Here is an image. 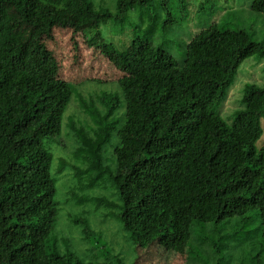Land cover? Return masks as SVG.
I'll use <instances>...</instances> for the list:
<instances>
[{"label": "trees", "instance_id": "obj_1", "mask_svg": "<svg viewBox=\"0 0 264 264\" xmlns=\"http://www.w3.org/2000/svg\"><path fill=\"white\" fill-rule=\"evenodd\" d=\"M108 1L0 0V264H123L117 253H95L105 247L89 212L105 210L128 230L146 192L185 211L178 220L172 208L138 215L160 241L172 233L182 264H264V143L256 146L264 86L244 84L230 123L220 113L239 65L264 55V43L211 23L178 59L149 34L180 29L202 6ZM250 7L264 15V0ZM129 14L137 34L127 33ZM54 27L123 74L113 88L63 78L45 42ZM73 97L78 110L64 118ZM60 218L79 243L65 225L57 230Z\"/></svg>", "mask_w": 264, "mask_h": 264}, {"label": "rangeland", "instance_id": "obj_2", "mask_svg": "<svg viewBox=\"0 0 264 264\" xmlns=\"http://www.w3.org/2000/svg\"><path fill=\"white\" fill-rule=\"evenodd\" d=\"M187 1L190 3L189 6L192 12L196 10L198 5L202 6V8L197 13H191V17L186 24L166 36H162L157 30L149 34L154 44L161 45L178 59H181L185 46L191 38L211 23L229 29H246L250 32L251 38L254 41L264 43V15L251 9L250 4L252 0H209L204 3L203 0ZM107 2L109 1L107 0ZM109 7L112 9L111 5ZM135 20V15L129 14L126 26L127 33H130V35L134 32V34H137V30L133 29V25L137 23ZM111 27V35L119 33V27L115 28L112 24ZM143 30L144 26H141L139 31L142 32ZM119 37L127 39L126 35ZM74 40L76 41V45L73 44L75 42ZM45 42L60 59V74L63 78L72 80L74 83L83 82L88 79L97 80L96 83L88 82L85 84L89 89L88 91L93 90V87H96L98 82H100L98 86L99 90L106 89L107 87L113 88L112 82H115V80L123 75L99 51L93 50V47H88L81 36L72 35L68 28L54 27L52 35L45 38ZM72 64H74L73 68H71ZM246 82L264 86V55L255 53L243 60L239 65L235 79L228 89L227 98L220 108L221 115L228 123L232 121L235 111L242 107V89ZM84 94L86 95L85 90ZM74 99L75 97L71 99L64 113V118L70 108L71 113L78 110L74 105L71 106ZM262 119L263 133L256 142L257 147L264 143V117ZM62 181L60 179L57 183L58 191L56 193V199L59 201L65 198L64 193L59 191V188L62 187ZM129 189L127 188V192ZM146 193H149L148 197L142 201H138L139 203L137 202L139 211L133 213V223L129 224V228L127 227L128 230L124 229L122 224L118 223L115 219L103 218V212L105 210L98 209L89 212L91 228L100 233L99 240L103 245H99L102 248L105 247L104 250L98 249L95 253L105 251L114 254L117 253L123 256V264H182L183 253L176 251L177 246L172 233L167 231L164 234L163 241H160L162 238L160 237V233L152 235L153 232L150 233L146 229L148 226L147 221H140L138 215L142 213L140 211H143L140 210L141 208H163L165 210L172 208V211L169 212L174 213L176 220H178L185 217L183 213L185 211L175 205L171 207L166 202V200H169L163 195L153 194L151 192ZM63 208L65 210L68 209V211L72 210L69 207ZM59 225H65L63 231L68 233L75 243H79V231L75 227L67 225L64 221L61 222V218L56 222L58 231ZM167 238L169 241L166 240ZM86 248L88 250L87 253H91L88 246Z\"/></svg>", "mask_w": 264, "mask_h": 264}]
</instances>
